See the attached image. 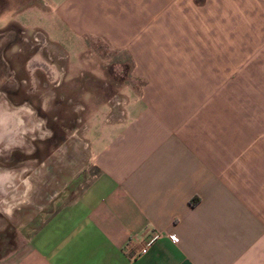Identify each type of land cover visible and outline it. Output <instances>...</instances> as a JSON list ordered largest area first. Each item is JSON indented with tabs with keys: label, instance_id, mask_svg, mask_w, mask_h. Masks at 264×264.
Masks as SVG:
<instances>
[{
	"label": "crops",
	"instance_id": "obj_1",
	"mask_svg": "<svg viewBox=\"0 0 264 264\" xmlns=\"http://www.w3.org/2000/svg\"><path fill=\"white\" fill-rule=\"evenodd\" d=\"M55 9L75 36L127 49L143 80L123 113L87 118L80 187L33 190L41 215L13 213L0 264H264V0Z\"/></svg>",
	"mask_w": 264,
	"mask_h": 264
},
{
	"label": "rangeland",
	"instance_id": "obj_2",
	"mask_svg": "<svg viewBox=\"0 0 264 264\" xmlns=\"http://www.w3.org/2000/svg\"><path fill=\"white\" fill-rule=\"evenodd\" d=\"M59 1L0 0V108L11 115L14 130L0 152V175H6L0 188L2 250L14 236V212L36 218L46 208L30 202L33 190L52 196L80 187L74 176L90 169L81 138L87 118L100 105L106 116L123 113L129 87L138 89L143 80L132 70L127 49L99 33L75 36L56 14ZM61 159L68 165H58Z\"/></svg>",
	"mask_w": 264,
	"mask_h": 264
},
{
	"label": "bare ground",
	"instance_id": "obj_3",
	"mask_svg": "<svg viewBox=\"0 0 264 264\" xmlns=\"http://www.w3.org/2000/svg\"><path fill=\"white\" fill-rule=\"evenodd\" d=\"M10 119L11 115L5 110L0 113V152H4V148H8L14 139V130L11 128ZM0 159H2L1 156ZM3 180H6V175H0V188Z\"/></svg>",
	"mask_w": 264,
	"mask_h": 264
},
{
	"label": "built area",
	"instance_id": "obj_4",
	"mask_svg": "<svg viewBox=\"0 0 264 264\" xmlns=\"http://www.w3.org/2000/svg\"><path fill=\"white\" fill-rule=\"evenodd\" d=\"M120 102H121V100L118 99V103H120ZM168 236H169L172 240H174V237H173L171 234H169ZM151 240H152V237H150V238H148L147 240H145V241L143 242V245L139 248V250L135 253V255L144 252V251L147 249V246L149 245V243L151 242Z\"/></svg>",
	"mask_w": 264,
	"mask_h": 264
},
{
	"label": "flooded vegetation",
	"instance_id": "obj_5",
	"mask_svg": "<svg viewBox=\"0 0 264 264\" xmlns=\"http://www.w3.org/2000/svg\"><path fill=\"white\" fill-rule=\"evenodd\" d=\"M3 110L0 108V113L2 112ZM1 160V159H0Z\"/></svg>",
	"mask_w": 264,
	"mask_h": 264
}]
</instances>
